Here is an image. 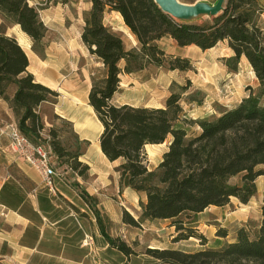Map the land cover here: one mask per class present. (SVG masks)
Returning <instances> with one entry per match:
<instances>
[{
	"label": "trees",
	"instance_id": "obj_1",
	"mask_svg": "<svg viewBox=\"0 0 264 264\" xmlns=\"http://www.w3.org/2000/svg\"><path fill=\"white\" fill-rule=\"evenodd\" d=\"M91 3L84 14L81 39L104 66L102 76L92 75L89 93V104L103 127L101 152L111 163L120 161L116 168L120 184L146 197L141 203L140 221L169 220L179 233L176 241L187 240L196 235L185 226L183 217L189 219L211 206L224 207L232 198L247 205L257 194L256 180L264 175L258 170L264 166V9L259 0H227L225 10L216 17L179 21L165 14L154 0ZM107 9L120 14L137 41L136 47L127 49L121 36L104 25ZM39 10L28 0H0L1 15L8 24L21 27L32 39L33 51L43 58L46 28ZM163 39L201 51L226 43L235 59L245 58L250 64L259 82L257 91L249 88L250 94L234 108L200 120L188 119L182 107L183 94L191 87L189 82L172 90L161 108L113 104L121 75H139L149 68L180 73L193 69L189 58L169 54L160 47L158 43ZM28 66L18 42L0 28V98L10 104L23 135L42 144L38 141L44 122L38 108L54 101L58 94L37 83L27 71ZM187 101L191 104L196 100ZM193 127L198 131H190ZM49 134L58 138L53 127ZM169 138L162 161L150 170L146 147L164 144ZM49 145L53 156L72 170L77 171L79 166L89 169L79 161L81 152H71L59 141ZM237 177L240 183H232ZM260 210L261 226L253 238L240 228L236 242L220 249H151L147 254L154 259L153 264H264V195ZM123 222L140 224L127 212ZM98 224L113 249L131 256L132 249L120 239H111L99 218ZM218 234L227 235L224 231ZM200 239L206 242L204 237Z\"/></svg>",
	"mask_w": 264,
	"mask_h": 264
},
{
	"label": "crops",
	"instance_id": "obj_2",
	"mask_svg": "<svg viewBox=\"0 0 264 264\" xmlns=\"http://www.w3.org/2000/svg\"><path fill=\"white\" fill-rule=\"evenodd\" d=\"M28 2L31 6L39 7L40 19L46 28L43 39L45 47L43 58L33 51L34 43L21 27L8 24L1 13L0 28L3 27L6 35L14 38L25 52L29 62L27 71L33 75L35 81L58 94L54 101L45 102L38 108L43 122L49 126V117L55 115L72 125L74 134L81 142L89 143L96 139L99 142L103 127L89 104L91 77L94 74L90 66L94 58L102 71L104 66L90 54L82 42L83 11H75L72 15L68 7L71 2L67 5L61 0H28ZM91 7V0H86L84 10L88 12ZM108 11L107 9L105 13ZM112 13L115 14L117 25L113 23L114 19L111 15L110 20H104V25L124 34L136 47L137 41L124 24L120 14ZM168 40L175 48L184 49L178 47L172 39ZM160 42L158 44H161ZM178 55L189 58L184 53ZM177 72L169 73L173 75ZM14 92L15 89H12L11 96ZM120 105L130 104L123 102ZM144 107L160 108L150 105H144ZM9 121H16V118L10 104L0 98V123ZM97 145L93 152L100 154L106 161L107 159L100 152V145ZM89 152H91L90 149L80 160L90 168L92 174L88 180L97 185V189H84L80 177H65L54 161L61 175L54 177L52 192L42 184L39 173L31 165L12 153L9 141L4 137L0 138V262L5 264H110L111 251L116 250L110 246L101 232L98 218L105 228V219L120 223L122 212L109 202L110 170L106 176L94 171V165L88 160ZM113 163L109 162V164ZM119 180L118 177L117 179L114 177V184L119 185ZM79 189L84 191L80 192ZM134 194L143 196L135 191ZM90 200L95 201V204H91ZM224 207L211 206L197 215ZM260 208V222L255 230L261 226ZM154 221L167 222V220ZM241 222L243 223L231 221V224L235 223L231 230L234 237L227 241V244L236 242L238 229L249 227L248 220ZM204 227L209 229L212 225L205 224ZM207 233L201 231L206 242L204 245H199L198 250L220 249L224 246L225 243L217 247L211 246ZM250 236L253 238L254 234ZM4 248L8 251L1 254ZM126 262L128 259L125 257L119 264Z\"/></svg>",
	"mask_w": 264,
	"mask_h": 264
},
{
	"label": "rangeland",
	"instance_id": "obj_3",
	"mask_svg": "<svg viewBox=\"0 0 264 264\" xmlns=\"http://www.w3.org/2000/svg\"><path fill=\"white\" fill-rule=\"evenodd\" d=\"M179 1L185 4L200 2L213 4L216 0ZM61 2L63 4L67 3V5L71 2L68 5L70 13L74 15L75 11H83L84 18V14L86 13L84 10L86 8V0H65V2L61 0ZM260 5L264 9V0H260ZM110 15L114 19L113 23L117 25L114 18L115 14L110 10L105 13L104 20H110ZM205 19L206 18H203L201 20ZM262 26L264 27V13L262 16ZM113 31L121 36L127 49L134 48L131 40L124 34L119 31ZM160 43L159 46L165 49L169 54L175 53L173 55L179 56L178 54L184 53L187 55L192 62L193 69L186 73L177 72V74L172 75L161 69L149 68L139 75H121V88L115 95L112 101L113 104L120 105L125 102L135 107L150 105L161 108L164 107L165 101L170 96L172 90L177 91L178 86H184L189 82L191 87L183 94L184 100L182 102V107L188 119L200 120L219 116L221 113L234 108L243 98L250 94L249 88L253 91H257L259 87V82L248 61L245 58L235 59L233 52L228 49L226 43H220L217 47L207 51H201L194 46L179 50L170 44V40L168 39H163ZM92 63L90 67L94 70L95 76H102L104 71L99 68L95 58ZM120 66L122 67L123 64L121 63ZM171 81L174 84L173 87ZM190 98L196 101L189 104L187 100ZM52 127L56 129L58 138H54L49 134V130ZM193 130L198 131L196 127H193L192 130L190 129V131ZM40 135L41 140L38 142L43 145H47V143H51V141H59L67 150L75 153L81 152V154L84 155L87 150L90 149L91 152L88 153V160L94 165V171L106 176L110 170L109 179H111V188L109 202L122 212V221L120 223H114L105 219L106 232L111 239H120L132 249V254L129 257L124 256L117 250V252L111 251L109 257L110 264H119L125 257L130 264H153L154 259L147 254V251L151 249L198 250V246L205 243L200 239V236L204 237L201 231L204 233L209 232L207 236L210 237L209 242L211 246L217 247L225 243L223 246L225 247L228 245L227 241L232 240L234 237L232 234L233 231H231L232 226L235 224H231L233 220L239 223H243L241 222L243 220H248L249 227L245 230H248L250 235H255V229L260 222L259 208L263 203L264 175L256 180L257 194L249 205L244 206L238 200L232 198V202L227 207L212 209L203 215H191L189 219L188 217H183L185 226L192 229L196 236L187 240L176 241L179 233L176 231L175 227L171 226V221H140L142 212L141 203L146 202V197L144 195L137 196L132 189L122 186L120 180L119 185L114 184V177L115 179H117V177L119 178V174L115 172V168L120 165V161L109 164L107 160H103L100 154L94 153L93 150L95 149V145L99 144L97 139L89 143L81 142L74 134L72 126L64 123L62 119L55 115L49 117V126L44 123V130ZM170 141L171 138L164 144L152 145L145 149L147 166L150 170L156 168L162 161L163 154L168 150ZM84 160L86 161L85 157ZM54 161L65 177H80L83 181L82 187L84 189H97V185L90 183V180H88L89 176L92 174L90 168L85 171L83 166H79L78 170L74 171L67 163L62 162L56 157L52 158L53 163ZM79 161L81 160L79 159ZM258 170L264 172V166H260ZM82 172L84 173L83 175L80 174ZM232 183H240V177L233 179ZM79 191L81 192L84 190L79 189ZM94 202L95 201L90 200L91 204H95ZM125 212L135 219V221H139L140 224L137 226L125 224L123 222ZM205 224H210L212 227L207 229L204 227ZM170 227L173 228L169 229ZM219 231H224L227 235H220L218 234ZM7 251L8 249L4 248L1 250V254ZM128 262L126 263L128 264ZM0 264L5 263L0 262Z\"/></svg>",
	"mask_w": 264,
	"mask_h": 264
},
{
	"label": "built area",
	"instance_id": "obj_4",
	"mask_svg": "<svg viewBox=\"0 0 264 264\" xmlns=\"http://www.w3.org/2000/svg\"><path fill=\"white\" fill-rule=\"evenodd\" d=\"M1 137L9 141L12 153L31 165L39 173L42 184L53 192V179L61 174L55 167V163L52 162L54 156L50 145L33 143L23 135L15 121L0 123Z\"/></svg>",
	"mask_w": 264,
	"mask_h": 264
},
{
	"label": "water",
	"instance_id": "obj_5",
	"mask_svg": "<svg viewBox=\"0 0 264 264\" xmlns=\"http://www.w3.org/2000/svg\"><path fill=\"white\" fill-rule=\"evenodd\" d=\"M158 7L167 15L179 21H195L202 18L216 17L225 10L227 0L185 4L179 0H154Z\"/></svg>",
	"mask_w": 264,
	"mask_h": 264
},
{
	"label": "bare ground",
	"instance_id": "obj_6",
	"mask_svg": "<svg viewBox=\"0 0 264 264\" xmlns=\"http://www.w3.org/2000/svg\"><path fill=\"white\" fill-rule=\"evenodd\" d=\"M87 126H88V125H87ZM101 128H102V127H101ZM97 146H98V145H97ZM97 146H96V147H97ZM100 152H101V151H100Z\"/></svg>",
	"mask_w": 264,
	"mask_h": 264
}]
</instances>
